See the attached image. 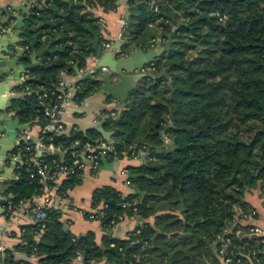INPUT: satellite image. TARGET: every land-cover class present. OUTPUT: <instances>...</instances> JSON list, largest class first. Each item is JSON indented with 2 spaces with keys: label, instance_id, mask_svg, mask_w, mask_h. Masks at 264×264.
I'll list each match as a JSON object with an SVG mask.
<instances>
[{
  "label": "trees",
  "instance_id": "16d2710c",
  "mask_svg": "<svg viewBox=\"0 0 264 264\" xmlns=\"http://www.w3.org/2000/svg\"><path fill=\"white\" fill-rule=\"evenodd\" d=\"M148 1L129 0L123 51L153 47L150 41L155 36L145 34L157 24L161 39L172 36V43L153 65L157 75L169 78L151 81L150 95L140 90L130 94L121 115L109 116L105 126L118 130L112 140L122 151L147 152L151 146H162L164 134L173 141L174 150L155 155L161 160L155 165L129 169L131 175L140 176L129 180L146 193L142 202L135 203L137 194L125 197L104 187L94 193L93 208L105 207L99 220L106 232L136 215L157 214L155 225L146 224L127 240L107 236L102 249L93 233L73 235L60 222L62 213L53 212L41 234L39 225L27 228L21 248L42 256L41 264H72L79 255L84 264L103 259L109 264H164L161 260L167 256L170 264H224L220 252L231 240L226 248L231 264H264V237L238 239L227 234L237 229L248 234L250 228L237 223V210L248 212L247 195L264 183V0H162L153 7ZM97 5L115 7L113 0H48L43 9L33 10L31 20L44 27L28 36L26 46L30 48L37 37L35 48L50 45V51L18 88L20 93L26 87L30 91L11 102L21 122L46 126L45 112L57 97L49 94L43 103L44 91L57 87L62 72L73 73L75 66L83 69L96 56L93 43L101 41L100 29L88 8ZM210 12L227 15L228 20L220 22ZM99 89L98 83L82 82L78 103ZM52 137L63 145L65 161H71L73 141L95 142L101 135L96 131L45 135L46 141ZM54 159L41 158L51 173ZM19 166V179L7 183L1 194L6 211L9 202L14 207L42 192L39 179L30 178L36 168L25 162ZM80 182L79 176L71 177L59 188L60 194L67 195L68 186ZM169 219L172 222L160 232L161 220ZM37 234L39 243L34 240ZM254 251L252 262L242 256ZM1 261L22 264L9 252Z\"/></svg>",
  "mask_w": 264,
  "mask_h": 264
},
{
  "label": "crops",
  "instance_id": "0c3cea01",
  "mask_svg": "<svg viewBox=\"0 0 264 264\" xmlns=\"http://www.w3.org/2000/svg\"><path fill=\"white\" fill-rule=\"evenodd\" d=\"M25 0H0V8L8 9L11 4L16 6L22 5ZM48 0H46L47 2ZM66 1V0H63ZM153 0L148 1V6H154L152 4ZM39 9H43L45 5L42 3H35ZM129 0H122L121 4L115 5L111 9H105L102 6L97 5L88 11L94 14V17L98 20L103 18L106 22V28H102L99 23L100 29V40L99 46L104 50V52H108L106 50L104 43H108L112 45V50L115 49L117 44L123 45L126 43V25L130 18L131 11L129 7ZM129 10V13H127ZM25 17V16H24ZM4 19V15L0 12V20ZM125 22V25L122 24L121 21ZM36 26H42V23L35 24ZM34 24L30 25V28L35 26ZM158 35L150 41L154 45L157 43H162L164 46L167 44L168 41L161 39V30H158ZM34 42V41H33ZM151 47V48H153ZM24 52H26V60L22 62L23 64L30 65V59L33 57V54L30 53V50L27 46L22 47ZM48 47H44L42 49H36L37 55L41 54L43 51H46L40 59H37V62H42V58L44 55L50 51L47 49ZM134 49V47L130 48V50ZM149 49V48H148ZM110 50V51H112ZM146 51L147 49H143ZM119 50L117 51V53ZM116 54V53H115ZM114 54V55H115ZM99 60L96 56L91 57L87 60V65L85 68L80 69L78 66L74 67L73 73L62 72L60 79L66 84H79L81 86L79 75L75 68H79V71L85 72L88 71L93 66L98 69ZM154 66V65H148ZM38 67L37 65L34 67ZM33 68V69H34ZM32 69V70H33ZM98 72V71H97ZM28 73L22 74L21 78L17 82L10 83L12 88V94L15 97H22L24 93L18 92V88L26 81L28 78ZM149 76H153L144 82H142L137 91L140 90L142 93L146 95H150L149 88L152 85L150 83L153 80L160 79L161 77H168L167 74L157 75V71L153 72H146ZM95 78L101 79L102 74L100 75L99 72L95 75ZM169 78V77H168ZM115 81L114 78H112ZM116 82V81H115ZM89 88L88 85H86ZM145 88V89H144ZM108 95L102 94L100 89L98 91L91 92L82 103H75L70 108H67L63 112L62 120L66 126V132L70 133L74 128H78L83 134L88 135L92 131H97L98 126L106 121V119L111 115V113H116L118 116L125 106L120 105L116 100L111 98L108 99ZM128 101V100H127ZM15 119L17 117L15 116ZM113 119V118H112ZM22 124H25L21 122ZM104 129L106 131H112L113 127H107L104 123ZM41 126L34 125L30 128V134L33 140H36L40 134ZM99 133V132H98ZM100 134V133H99ZM101 135V134H100ZM103 139L101 136L96 140ZM113 139V138H112ZM168 137L164 134L162 135V141L167 140ZM5 145L0 147V151H5ZM12 150L6 152V156L11 154ZM6 156H4L3 162L0 163V173L1 177L4 180L2 185L0 186V263H1V255L9 252L13 256L14 260L20 262L22 264H41L42 256L39 257L37 255L28 254L24 251L21 246L24 245L23 237L27 230V228L34 227L39 224L38 220L29 212L28 208L23 206L15 210L12 214V217H7L6 209L3 204L5 198L1 195L4 190L7 188V183L16 180L15 173H14V166L11 162L5 163ZM155 155L146 158L143 160L141 158L140 161L128 160V159H115L113 157H106L101 159V163L99 169L96 171L92 170L88 166L82 175H79L81 179L80 186H76L75 190L69 189L67 192V201L65 210L62 212L60 222L63 224L64 229L69 231L75 236H83L87 233H93L95 235V241L98 246L102 249H105V238L112 237L117 240H127L128 238L138 235L140 230L146 225L151 224L155 225L156 216H151L149 218H143L138 215L133 217H127L121 220L110 232H106L103 228L102 223L96 219H89L85 216V213H90L95 211L93 208V196L94 193L104 187H112L120 192L123 196L127 197L129 195H136L133 194L131 190L139 189L138 186L134 185L133 182L128 186L126 184L127 177L123 175L124 171H128L130 168H137L140 166H149L155 165L152 161L155 158ZM135 175L129 174V179ZM139 176V175H136ZM140 177V176H139ZM138 177V178H139ZM63 183L66 185V181L64 180ZM69 188V186H68ZM261 186L253 189L246 197V202L249 204L250 210H256L257 214L255 217L247 219L242 226L246 227H256L264 231V209L262 208V198L261 194L263 188ZM140 190V189H139ZM141 191V190H140ZM143 192V191H141ZM144 196H139L135 200V203L142 202L146 197V193ZM249 210V211H250ZM161 214V213H160ZM34 240L39 243L41 242V236L38 235L34 238ZM72 264H84L83 259L78 257L73 261ZM93 264H109L105 259L93 263Z\"/></svg>",
  "mask_w": 264,
  "mask_h": 264
},
{
  "label": "built area",
  "instance_id": "2783aa9c",
  "mask_svg": "<svg viewBox=\"0 0 264 264\" xmlns=\"http://www.w3.org/2000/svg\"><path fill=\"white\" fill-rule=\"evenodd\" d=\"M162 0H153L152 4L155 5L156 3H160ZM113 2L121 4L122 0H113ZM210 17L217 18L220 22L225 23L228 20L227 15H222L219 12H210L208 13ZM123 25L125 22L121 21ZM98 23L101 25L102 28H106V22L103 18L98 20ZM106 50H112V45L108 43H104ZM93 66L88 71H79L81 77L91 75L94 76L99 72L102 74L107 68H95ZM156 68L154 66H146L143 69V73L146 72H153ZM98 71V72H97ZM116 80V78L114 77ZM81 83V82H80ZM30 91L29 87H26L23 91L24 94ZM81 91V86L79 84H66L61 79L58 82V85L55 89H53L50 93L49 91H44V94L41 97L43 103H46L49 94L56 95L57 102L51 107L47 109L45 112V116L48 120V124L44 127L41 126L40 134L36 140H33L30 134V129L27 131H23V134L19 139L16 140L15 143V153L11 152L8 156L9 162H11L14 166V173L16 180L19 179V164H26L35 167L36 171L30 175V178H38L39 183L42 185V192L41 194L34 196L30 200L22 201L17 206L12 205L11 202L8 203V210L6 211L7 217L11 218L12 214L15 210L20 207H27L29 212L38 220L39 222V233L41 234L45 229V222L48 219V215L53 212H63L65 210L67 195L60 194L59 188L64 186L65 183L73 176L82 175L83 171L91 166L90 168L97 172L99 169L101 159L106 157H113L115 159H130L134 161H140L142 158V154L145 153L143 150H138L135 148H129L127 150H120L118 147V143L103 139L96 140L95 142L92 141H83L80 138L73 141L71 143V149L73 152L71 153V161H65V150L63 145L55 143L53 137L46 141L45 135L48 133H52L53 136H70L72 133H80L81 131L78 128H74L70 133L66 132V126L64 121L62 120L63 112L67 108H70L75 103L78 104L77 95ZM17 119L19 118L16 115ZM111 118L116 119L117 114L111 113ZM30 125V124H29ZM31 128V125H30ZM46 155L55 156V159L52 161L53 172L49 171L50 167L47 164H44L42 157ZM152 161L154 163L161 162L160 159L157 157L153 158ZM130 171H124L123 175L127 177L126 184L129 186L131 184L129 180ZM262 208L264 209V195L262 197ZM124 205V207H126ZM105 207L101 206L95 211L89 214V219H96L99 220L100 217L103 216V209ZM257 214L256 210H250L248 212H244L242 210H237L236 220L238 225H241L252 217H255ZM87 217V216H86ZM125 219V218H124ZM123 220V219H122ZM100 221V220H99ZM101 222V221H100ZM237 226V225H235ZM234 233L236 238L243 239V238H252V237H264V231L256 228L250 227L248 234H245L242 230L237 229L235 232L230 230L227 234ZM39 235V234H37ZM231 243V240H227L224 243V248L221 250L220 255L222 257L224 264H231V259L226 257V248ZM246 245L241 246L242 249L245 248ZM35 255V254H33ZM4 254L1 255V260ZM245 256L250 262L256 258V251L251 252ZM80 258L81 255H79ZM83 259V258H82ZM0 264H4L2 261ZM93 264V263H92Z\"/></svg>",
  "mask_w": 264,
  "mask_h": 264
},
{
  "label": "water",
  "instance_id": "95a60500",
  "mask_svg": "<svg viewBox=\"0 0 264 264\" xmlns=\"http://www.w3.org/2000/svg\"><path fill=\"white\" fill-rule=\"evenodd\" d=\"M35 3L45 5L46 0H25L22 5L11 4L6 10L0 8V12L4 15V19L0 20V132L4 134V139L0 140V147L2 145H10V150L14 148L19 131L30 129L29 124H22L20 120L15 119L16 114H9L8 112L10 110V102L14 99L10 83L19 81L22 74L31 71L36 65L42 66V62H37V59H40L46 52L43 51L37 55L35 50L37 37H35L29 48L30 53L33 54L30 59L31 64L22 63L27 59L26 52H24L22 47L26 46L28 36L44 27V25L36 26L31 20L33 10H41ZM127 13H129V10H127ZM29 24H34L35 26L30 28ZM98 43V40L93 43L96 57L99 60L98 68H107V70L102 73L101 79L87 75L81 77L80 82L89 81L100 84L102 94L110 96L120 105L125 106L130 94L137 91L142 82L153 77L143 73V69L156 63L163 53L168 51L172 43V36L165 46L162 43H157L153 48H149L146 51L142 48H134L128 53H124L122 44H117L112 51L104 52ZM47 47L49 49L50 45ZM118 50L119 52L117 53ZM75 70L80 76L79 68L77 67ZM114 77L116 82L112 79ZM119 114L121 115V112ZM104 123L105 120L98 126L97 131L105 140L110 141L118 130L106 131ZM173 124L174 118H172L169 127H172ZM173 150V141L167 139L163 141L162 146L149 147L147 152L142 154V159L145 160L152 155L166 156L171 154ZM6 152L0 151V163L3 162ZM1 176L0 173V186L4 181ZM138 177L135 175L131 178L137 179ZM131 191L133 194L144 196V193L137 188ZM216 248L217 245L214 246V249Z\"/></svg>",
  "mask_w": 264,
  "mask_h": 264
},
{
  "label": "rangeland",
  "instance_id": "374dc122",
  "mask_svg": "<svg viewBox=\"0 0 264 264\" xmlns=\"http://www.w3.org/2000/svg\"><path fill=\"white\" fill-rule=\"evenodd\" d=\"M158 30H159V27H158V25L156 24H152L148 29H147V31H146V34H145V36H157L159 33H158ZM128 31V30H127ZM100 74V73H99ZM101 75V74H100ZM260 185H261V187L263 188V191H262V194H261V198L263 197V195H264V183L263 182H260ZM76 186H80V183H76V184H72V185H70L69 186V188H68V190L69 189H71V190H75V187ZM261 188V189H262ZM157 215V214H156ZM169 222H172L171 221V219H169V220H161V223L159 224V231L161 232L162 231V229L165 227V225L167 224V223H169ZM169 229V231L170 232H172L173 231V229L171 228V227H169L168 228ZM169 234V233H168ZM169 237V236H168ZM167 241H170L171 239L169 238H167L166 239ZM165 240L163 239L161 242L159 241V243L161 244V243H163ZM169 255H170V253H169ZM155 256V255H154ZM154 258V257H153ZM157 260L159 261V258H157ZM161 261H163L164 262V264H170L171 263V261H170V258H169V256H167L166 258H163V260H161Z\"/></svg>",
  "mask_w": 264,
  "mask_h": 264
},
{
  "label": "flooded vegetation",
  "instance_id": "af4514ba",
  "mask_svg": "<svg viewBox=\"0 0 264 264\" xmlns=\"http://www.w3.org/2000/svg\"><path fill=\"white\" fill-rule=\"evenodd\" d=\"M8 112H9V114H16V112L12 110V104H11V102H10V110ZM18 120H19V118H18ZM22 134H23V131H19V134H18V138L17 139H19ZM3 139H4V134L2 132H0V140H3ZM4 148H5V151H3V152H6V151H8V150L11 149V146L10 145L9 146H6L5 145ZM12 151H15V145H14V148H13ZM8 161H9L8 160V156H6L5 163L7 164Z\"/></svg>",
  "mask_w": 264,
  "mask_h": 264
}]
</instances>
